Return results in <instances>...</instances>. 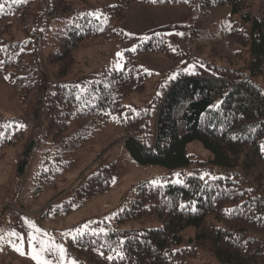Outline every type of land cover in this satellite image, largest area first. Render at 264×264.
<instances>
[{
  "label": "trees",
  "instance_id": "1",
  "mask_svg": "<svg viewBox=\"0 0 264 264\" xmlns=\"http://www.w3.org/2000/svg\"><path fill=\"white\" fill-rule=\"evenodd\" d=\"M113 1L105 8L107 15L121 22L126 2L140 0ZM49 2L70 11L67 0ZM223 5L238 10L246 8L247 1L199 0L202 13ZM11 6L3 8L0 17L7 16ZM26 7L22 17L29 13L30 5ZM7 27L0 30V36ZM166 28L169 27L150 32L149 39L139 43L136 50H166L162 33ZM99 34L107 33L93 30L85 20L79 26H69L47 56L60 80L43 104L44 164L71 165L78 150L87 148L109 123H114L121 127L132 155L140 163L168 168L210 163L218 175L202 179L192 173L184 175L179 183L138 184L133 204L124 210L120 220L152 215L160 220V226L140 232L85 231L68 242V254L81 264H191L190 259L204 250L220 264H264V87L252 78L264 69V0L249 35L239 28L232 30L235 42L250 44V74L237 80L178 77L164 96L156 99L154 140L148 146L127 137L146 125V110L127 109L121 103L122 96L145 89V73L133 60L127 59L121 69L103 70L83 80L79 87L61 82L69 76L76 50ZM25 47V43L15 42L12 37L8 42L0 39V58L13 68L15 80L22 82L28 92L37 93L38 51L29 55ZM1 130L0 123V148L23 140L25 130L16 124ZM193 141L201 142L210 151L207 161L187 152L186 145ZM22 160L26 161L24 157ZM93 165L96 167L68 191L66 212L73 202L82 205L111 185L116 162L96 161ZM187 226H193L194 233L188 238L191 243L182 245L181 233ZM107 254L113 259L109 260Z\"/></svg>",
  "mask_w": 264,
  "mask_h": 264
},
{
  "label": "rangeland",
  "instance_id": "2",
  "mask_svg": "<svg viewBox=\"0 0 264 264\" xmlns=\"http://www.w3.org/2000/svg\"><path fill=\"white\" fill-rule=\"evenodd\" d=\"M67 1L69 12L49 0H23L19 3L4 0L0 3V12L13 5L12 11H6L7 16L0 17V30L8 25L0 39L8 42L12 37L15 42L25 43L29 55L37 50L40 60V87L36 93L28 92L22 82L15 80L13 68L0 58L1 131H6L13 124L25 130L20 144L0 148V264H37L31 258L40 247L35 239L51 241L66 250L63 258L54 252L41 254V259H50L54 264H81L68 254L67 244L85 231L140 232L160 226V220L152 215L120 220L124 210L131 208L138 184L177 183L184 175L192 173L204 179L218 175L213 173L214 166L210 163H191L174 168L142 164L132 155L121 127L114 123H109L87 148L78 150L71 165L44 164L43 104L60 80L56 77V67L48 62L47 56L69 26H79L85 20L93 30H105L107 34L94 36L86 46L76 50L69 76L62 79V83H75L79 87L83 80L103 70L121 69L127 59L133 60L145 73L144 91L121 97V103L127 109L146 110V125L127 136L145 146L154 140L156 99L162 98L178 77L194 75L237 80L251 72L250 44L235 42L232 30L239 28L248 35L252 32L253 20L260 16L261 0H246L247 7L238 10L230 5L216 6L208 13L200 12L199 0L126 2L125 19L121 22L107 15L105 8L112 5L113 0ZM27 4L30 5L29 13L22 17ZM165 26L169 27L162 30L166 50H136L139 43L149 39L150 32H159ZM252 78L264 87V69ZM1 117L5 121L1 122ZM31 141L34 144L25 159L23 171L19 173L24 149ZM186 148L189 154L202 161L211 156L199 141L188 143ZM96 161L103 164L116 162L111 185L82 205L77 206L73 202L71 210L66 212L64 207L70 197L68 191L83 174L96 167L93 165ZM193 233V226L182 231V245L191 243L188 238ZM120 237L123 238L121 234ZM17 248L20 251H16ZM190 262L220 264L204 250H200Z\"/></svg>",
  "mask_w": 264,
  "mask_h": 264
},
{
  "label": "snow or ice",
  "instance_id": "3",
  "mask_svg": "<svg viewBox=\"0 0 264 264\" xmlns=\"http://www.w3.org/2000/svg\"><path fill=\"white\" fill-rule=\"evenodd\" d=\"M16 2H23V0H16ZM153 2H155V0H153ZM185 2H187V0H185ZM93 15V14H90ZM119 55V54H118ZM264 150V149H262ZM177 176H179V174H177ZM203 179V177H201ZM179 183V181H177ZM36 231H39L38 229ZM11 235H17L16 233H12ZM35 239V238H33ZM35 243L40 245L39 247V251L36 252L35 254L32 255V259L35 260L37 262V264H54V262L50 259H41V254L43 253H48L49 255H51L54 252H58L61 256V258L64 257L66 250L62 247V246H58L55 245L53 242L51 241H44V240H39V239H35ZM16 251H20L19 248L15 249ZM21 255H24L23 252L20 253ZM117 255H120L119 253H117ZM122 258V257H121ZM109 260H112L113 257L109 256L108 257ZM72 264H75V262H72Z\"/></svg>",
  "mask_w": 264,
  "mask_h": 264
},
{
  "label": "water",
  "instance_id": "4",
  "mask_svg": "<svg viewBox=\"0 0 264 264\" xmlns=\"http://www.w3.org/2000/svg\"><path fill=\"white\" fill-rule=\"evenodd\" d=\"M33 144H34V142L31 141V143L28 144V145L26 146V148L24 149V152H23V157H24V159H26V158L29 156ZM25 165H26V161H22V162H20L19 167H18V172H19V173H21V172L23 171Z\"/></svg>",
  "mask_w": 264,
  "mask_h": 264
}]
</instances>
